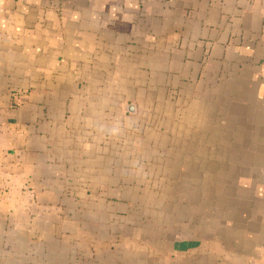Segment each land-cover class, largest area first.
I'll use <instances>...</instances> for the list:
<instances>
[{"label": "crops", "instance_id": "obj_1", "mask_svg": "<svg viewBox=\"0 0 264 264\" xmlns=\"http://www.w3.org/2000/svg\"><path fill=\"white\" fill-rule=\"evenodd\" d=\"M0 264H264V0H0Z\"/></svg>", "mask_w": 264, "mask_h": 264}]
</instances>
